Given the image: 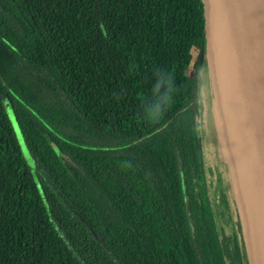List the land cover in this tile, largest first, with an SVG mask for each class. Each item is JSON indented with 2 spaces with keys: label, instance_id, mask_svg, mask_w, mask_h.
Wrapping results in <instances>:
<instances>
[{
  "label": "trees",
  "instance_id": "16d2710c",
  "mask_svg": "<svg viewBox=\"0 0 264 264\" xmlns=\"http://www.w3.org/2000/svg\"><path fill=\"white\" fill-rule=\"evenodd\" d=\"M195 38L203 0H0V264H252Z\"/></svg>",
  "mask_w": 264,
  "mask_h": 264
},
{
  "label": "water",
  "instance_id": "95a60500",
  "mask_svg": "<svg viewBox=\"0 0 264 264\" xmlns=\"http://www.w3.org/2000/svg\"><path fill=\"white\" fill-rule=\"evenodd\" d=\"M203 17L216 100L235 144V164L257 206L251 228L264 260V0H203ZM241 190L246 201L242 184Z\"/></svg>",
  "mask_w": 264,
  "mask_h": 264
},
{
  "label": "rangeland",
  "instance_id": "374dc122",
  "mask_svg": "<svg viewBox=\"0 0 264 264\" xmlns=\"http://www.w3.org/2000/svg\"><path fill=\"white\" fill-rule=\"evenodd\" d=\"M193 44L192 65L187 68L186 73L189 77H194L197 82L200 111L198 123L203 142L204 157L209 166H224V168L227 166L229 168L227 177L235 186L241 213L245 219L244 225L248 235V248L251 252L252 262L253 264H264L259 236L258 234H254L255 236H253V234L251 236L250 234V232L252 233L253 231L250 228L251 224H249L247 220V210L239 176L232 158V150L227 137L224 116L216 100L209 61L207 59L206 46L200 38H195Z\"/></svg>",
  "mask_w": 264,
  "mask_h": 264
},
{
  "label": "bare ground",
  "instance_id": "6f19581e",
  "mask_svg": "<svg viewBox=\"0 0 264 264\" xmlns=\"http://www.w3.org/2000/svg\"><path fill=\"white\" fill-rule=\"evenodd\" d=\"M227 137H228V141H229V145H230V148L232 150V158H233V161H234V166L236 167V171L238 173V176H239V181L240 183L243 185V188L245 190V197H246V201H245V207H246V210H247V220L249 222L250 225V228L252 227V223L253 221L255 222V216H256V211H257V206L255 207V205L253 204V202L251 201V199L249 198L247 192H246V184H245V181H244V174H243V171L242 169L238 168L236 165H235V160L237 159L236 157V153H235V144H234V141L232 139V136L230 134V132L227 131ZM251 201V202H250ZM252 229V228H251ZM251 236H252V233L250 232Z\"/></svg>",
  "mask_w": 264,
  "mask_h": 264
}]
</instances>
